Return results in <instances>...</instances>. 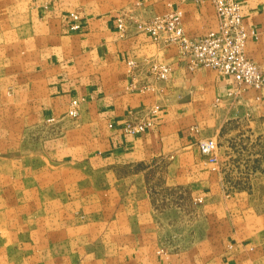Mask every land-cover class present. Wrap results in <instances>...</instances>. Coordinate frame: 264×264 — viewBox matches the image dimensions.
Segmentation results:
<instances>
[{
	"label": "crops",
	"instance_id": "obj_1",
	"mask_svg": "<svg viewBox=\"0 0 264 264\" xmlns=\"http://www.w3.org/2000/svg\"><path fill=\"white\" fill-rule=\"evenodd\" d=\"M237 1L258 31L247 54L264 69V0ZM175 9L183 12L190 37L216 25L211 0H0V110H26L63 125L49 149L63 162L62 172L109 173L152 160L160 163L169 190L187 189L197 210L181 215L191 224L179 225L172 198L162 208L146 191L137 224H130L132 217L124 222L128 242L113 248L105 264H264V192L229 190L221 164L210 163L198 146L211 135L205 132L217 134L233 121L264 130V92L243 87L237 93L233 76L209 67L191 70L176 44L138 31L137 21ZM73 12L78 30L71 28ZM160 64L171 67L162 81L153 69ZM73 108L74 120L68 114ZM147 115L152 124L145 132H126L128 118ZM164 232L181 238L163 246Z\"/></svg>",
	"mask_w": 264,
	"mask_h": 264
},
{
	"label": "rangeland",
	"instance_id": "obj_2",
	"mask_svg": "<svg viewBox=\"0 0 264 264\" xmlns=\"http://www.w3.org/2000/svg\"><path fill=\"white\" fill-rule=\"evenodd\" d=\"M71 110L74 120L78 114ZM63 131L53 117L44 120L4 106L0 110V264H105L113 248L128 242L124 222L132 217L130 224H137L138 200L146 191L162 208L169 207L166 197L172 198L179 225L191 224L181 215L197 210L187 189L169 190L165 172L156 166L160 163L121 164L109 173L62 172L63 162L52 158L49 149ZM205 133L211 135L204 138L218 141L221 158L214 164H221L229 190L254 186L263 193L264 130L233 121L217 134L212 129ZM214 227L218 231L217 223ZM180 238L164 232L161 241L164 246ZM130 239L136 242L137 235Z\"/></svg>",
	"mask_w": 264,
	"mask_h": 264
},
{
	"label": "built area",
	"instance_id": "obj_3",
	"mask_svg": "<svg viewBox=\"0 0 264 264\" xmlns=\"http://www.w3.org/2000/svg\"><path fill=\"white\" fill-rule=\"evenodd\" d=\"M216 10V25L207 32L190 37L183 27V12L179 9L161 15L137 21L138 31L149 33L155 40H167L179 47L180 53L189 60V68L195 70L209 67L219 74L231 75L237 84V93L244 87L264 92V69L247 54V46L252 39L258 38V31L246 22L242 5L237 0H211ZM73 30L80 29L79 15L71 13ZM118 28L126 31L124 16L118 18ZM155 78L166 80L171 70L170 65L153 66ZM261 97V96H260ZM73 114L78 110L73 108ZM152 114L157 109H152ZM152 124L150 115L128 118L124 127L130 134L145 132ZM202 154L210 163L218 159V141L215 137H206L198 141Z\"/></svg>",
	"mask_w": 264,
	"mask_h": 264
}]
</instances>
